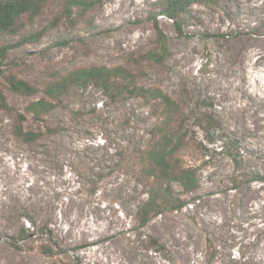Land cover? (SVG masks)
I'll return each mask as SVG.
<instances>
[{"label":"rangeland","instance_id":"374dc122","mask_svg":"<svg viewBox=\"0 0 264 264\" xmlns=\"http://www.w3.org/2000/svg\"><path fill=\"white\" fill-rule=\"evenodd\" d=\"M67 1L48 0L32 22L23 18L21 32L40 34L13 49L3 70L37 87L77 66L131 70L177 104L180 160L196 169L199 187L182 194L194 202L137 228L143 189L125 172L106 175L114 150L144 143L160 115L137 95L112 101L93 85L73 89L47 116L59 134L35 147L15 141L0 113V264H264V0L193 4L179 30L160 14L166 0H87L84 12L70 7L71 19ZM4 91L17 109L29 100ZM141 233L162 248H146Z\"/></svg>","mask_w":264,"mask_h":264},{"label":"trees","instance_id":"16d2710c","mask_svg":"<svg viewBox=\"0 0 264 264\" xmlns=\"http://www.w3.org/2000/svg\"><path fill=\"white\" fill-rule=\"evenodd\" d=\"M47 2L48 0H0V73L4 79V84L0 83V113L10 118V134L13 139L27 147H35L45 137L59 134L58 124L48 122L47 116L63 106L64 97L73 89L93 85L100 88L112 101L122 96L137 95L152 105L155 111L160 108V115L150 125L144 143H126L120 149L114 150L111 156L113 165L107 166L106 175H110L114 170L125 172L135 186L143 189L145 198L137 202L133 214L137 228H144L153 218L165 211L180 210L188 202H194V196L184 200L182 195L195 194L199 187L196 169L184 165L180 160V150L184 146L186 133L176 126V122L183 121V118L180 117L177 104L160 88L138 84L131 70L123 66H77L65 73L51 76L41 87L19 77L11 68L3 70V65L10 64V52L13 49L25 42L37 40L39 31L21 32L25 26L23 18L26 22H32L40 15ZM204 2L208 3L209 0H166L160 4L159 11L170 18L179 30V18L189 12L191 5ZM73 5L84 12L93 6V2L68 0L65 6L68 19H71L70 7ZM153 21L158 34L160 55L163 56L165 36L158 28L155 18ZM150 56L155 57V52L152 51ZM5 88L11 93L29 98L21 110L8 102ZM71 114L77 117L82 115V112L76 110ZM95 114L97 113L93 108L89 118H93ZM173 183L181 186V193L174 190ZM92 191H96L95 187ZM26 219L34 225L31 218ZM47 227L48 224H43L40 228L49 232ZM25 229L28 230L21 227L20 237L28 235ZM140 237L141 242L147 243L146 248H153L154 245L162 248L155 238L143 233ZM41 249L47 255L53 254L49 244H41Z\"/></svg>","mask_w":264,"mask_h":264}]
</instances>
